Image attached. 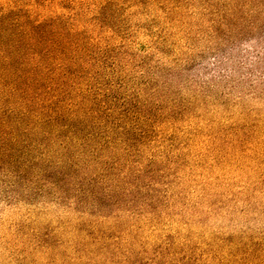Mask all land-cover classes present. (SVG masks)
Returning a JSON list of instances; mask_svg holds the SVG:
<instances>
[{"label": "rangeland", "instance_id": "rangeland-1", "mask_svg": "<svg viewBox=\"0 0 264 264\" xmlns=\"http://www.w3.org/2000/svg\"><path fill=\"white\" fill-rule=\"evenodd\" d=\"M14 2L63 17L70 65L82 68L77 91L116 146L96 152L108 164L90 161L89 174L105 166L131 196L90 217L37 153L24 168V110L4 106L15 109L17 140L6 141L10 158L0 154V264H116L78 252L77 226L92 220L121 231L137 264H264V32L217 33L196 1L0 0V9Z\"/></svg>", "mask_w": 264, "mask_h": 264}, {"label": "trees", "instance_id": "trees-1", "mask_svg": "<svg viewBox=\"0 0 264 264\" xmlns=\"http://www.w3.org/2000/svg\"><path fill=\"white\" fill-rule=\"evenodd\" d=\"M168 1L177 8L193 1L202 3L204 15L210 17L217 33L246 30L250 37L264 32V0ZM20 6L14 2L10 8L0 9V154L10 158L12 150L6 141L17 140L10 123L15 109L3 110L12 103L24 110L18 117L24 121V168H32L33 160L27 156L37 153L41 163L58 170V184L72 185L68 189L70 199L87 204L91 209L87 214L98 220L106 212L105 203L117 205L119 198L131 196L113 188L115 179L105 173V166L89 174L90 161L108 164V158L96 152H112L115 142L100 134L102 127L93 122L95 118L85 105L86 96L77 91L80 85L75 81V71L82 68L70 65L73 43L69 29L62 27L63 17L35 15ZM111 160L117 169L119 158L113 156ZM77 227L82 237L75 244L88 260L138 263L129 257L130 250L123 248V235L118 229L98 228L94 220Z\"/></svg>", "mask_w": 264, "mask_h": 264}]
</instances>
